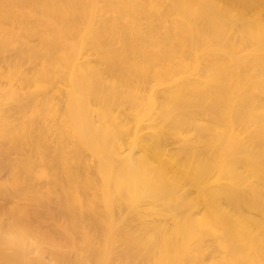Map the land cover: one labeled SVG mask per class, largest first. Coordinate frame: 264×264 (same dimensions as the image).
<instances>
[{
	"label": "bare ground",
	"instance_id": "bare-ground-1",
	"mask_svg": "<svg viewBox=\"0 0 264 264\" xmlns=\"http://www.w3.org/2000/svg\"><path fill=\"white\" fill-rule=\"evenodd\" d=\"M9 222L45 264H264V0H0Z\"/></svg>",
	"mask_w": 264,
	"mask_h": 264
},
{
	"label": "clouds",
	"instance_id": "clouds-1",
	"mask_svg": "<svg viewBox=\"0 0 264 264\" xmlns=\"http://www.w3.org/2000/svg\"><path fill=\"white\" fill-rule=\"evenodd\" d=\"M138 146L133 143L124 156V166L130 174L138 173L137 161ZM149 192L146 185L138 187L135 201L137 203L147 199ZM0 248H5L10 252L22 253L33 264H45V245L34 236L24 226L9 222L0 228Z\"/></svg>",
	"mask_w": 264,
	"mask_h": 264
}]
</instances>
